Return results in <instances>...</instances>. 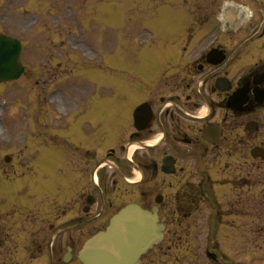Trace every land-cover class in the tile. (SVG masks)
Masks as SVG:
<instances>
[{"label":"flooded vegetation","instance_id":"obj_1","mask_svg":"<svg viewBox=\"0 0 264 264\" xmlns=\"http://www.w3.org/2000/svg\"><path fill=\"white\" fill-rule=\"evenodd\" d=\"M198 1H190V7H197V12L192 10L187 18L178 16L177 12L171 16H158V28L160 25L185 24L188 20L195 24L198 15L199 22L209 23L211 14L216 12L213 9L217 0H205L201 5ZM179 35L158 34L162 37ZM212 35L208 31L202 37L207 40ZM185 37L192 45L195 34L189 32ZM193 46L188 63L183 65L185 62L180 60V65H173V74L158 70L157 87L150 89L155 96L140 102H147L153 113L147 127L144 121L139 124L143 129L134 126L132 111L125 119L102 117L97 113L90 114L85 121L82 116L78 119L75 113L66 114L59 116L62 120L59 124L56 122L64 128H43L46 136L52 134L46 138V144L38 145L29 140L25 155L23 148L26 145L12 147L10 162L0 161V264H81L78 253L84 242L105 228L122 201L143 205L141 200L146 198L145 185L136 190L124 183V177L132 171L124 155L130 143L155 134L161 137L157 157L141 154L131 161L143 174L150 169L157 171L155 160L159 171L165 156L173 157L177 172L179 146L195 145V136L205 126L219 125L222 133L213 145L219 147L226 137L227 115L232 113L223 103L227 93L218 91L214 84L216 79L228 75L230 67L223 62L211 65V59L206 57L208 50H197ZM214 47L222 49L226 56L227 50L220 48L221 45ZM163 86L171 93L166 98L161 96ZM237 86L235 81L229 93ZM184 94L189 96L187 100L183 99ZM209 100L218 103L214 107L218 111L217 117L211 115L196 125L193 119L197 117L192 114L198 107L196 103H208ZM166 102L170 105H165ZM88 123L92 128L86 134L83 126ZM127 130L131 133L128 139L113 148L110 142L114 133ZM162 186L159 179L156 187L160 190Z\"/></svg>","mask_w":264,"mask_h":264},{"label":"rangeland","instance_id":"obj_2","mask_svg":"<svg viewBox=\"0 0 264 264\" xmlns=\"http://www.w3.org/2000/svg\"><path fill=\"white\" fill-rule=\"evenodd\" d=\"M87 1V0H86ZM85 0H66L65 2L70 7L76 9L77 12L73 11V17L77 18L78 22L80 23V26L83 25L85 27L84 31H90L93 30V24L95 20H91L92 16L90 17V14H92V8L90 6L91 2H86ZM95 1V0H93ZM121 1V0H120ZM160 0H127L123 4V14H120L122 18L128 20V23H125L122 26L121 30L124 31H118L114 29H107V32H110L111 34H114L113 38H109L108 36H99V38L102 40V38H105L104 45L108 43L109 40L112 39L113 44L108 46H102V52L105 50L103 48H108V52H112L111 49H114V52H116L121 43H123V33L127 35L128 40L132 43H135V46L137 43V40L135 39L138 34L139 30L137 28L148 25L145 22L140 21V17L144 18L146 22H149L150 24H153L155 26H158L157 22L155 21L156 13L158 11H161L162 8H158ZM203 0H200V2ZM51 2L50 6L47 4L46 7H50L48 9L49 12H51L52 15L48 14V11L46 8L41 7L45 2H39V0H17L14 4L6 6L3 10V20L0 21V32H5L11 36L17 37L22 41H25L28 48V42L30 44L29 49L27 50V56L24 58V66H25V73L22 75V77L15 83L7 84V85H0V151H4L2 154H6L7 151L11 149L12 145H26L24 149V155L26 154V151L28 149V143L29 140L38 145L46 144V138L49 136H52V134H47V136L44 133L43 128H55L58 129L64 128V126H57L60 120L59 116L65 115V112H70V115L76 114L78 116V119H80L83 112L86 111L87 107L89 105H92L93 107H96V112L99 116H106V114L101 111L99 108L102 104H106L109 102L108 96L109 93H105L102 96H106L105 99H99L97 98V102L95 101L94 95L89 94V87L90 85L83 81L82 71H80V68H77L79 64H81L78 61L77 57L69 56V55H63L59 52L53 53V48H48V43L50 40H63L60 38L59 33L62 31L63 33L66 32L67 26H63L56 34L47 32L46 29H44L45 23H42L45 19H48V17L53 15H64L65 14V2L64 0H47V3ZM110 2V1H109ZM182 0H173L171 3L175 7L177 4L182 5ZM241 4L244 5L243 8H241V11H245L247 17H249L251 14L254 13L253 19H256V24H260L262 20L264 19V14L260 10V6L255 3L253 0H239ZM1 3V0H0ZM184 4V2H183ZM104 6V5H103ZM161 6V5H160ZM102 7V6H101ZM108 7L110 9L111 15H116L118 11L116 10V5L113 4L111 7L108 4ZM264 7V6H263ZM97 9V8H96ZM24 10L28 11L29 13L24 14ZM82 10V13L80 12ZM183 10L186 12V8L184 7ZM191 10H187V12L190 14ZM79 12V13H78ZM181 12V11H180ZM81 13V14H80ZM30 14L33 18L37 20V24L32 23V18L30 16H26ZM80 14V15H79ZM38 16L40 20L38 19ZM244 16V18H245ZM246 17V18H247ZM136 18L138 20H136ZM139 21V22H137ZM131 22L132 24L130 25ZM133 22H136L133 24ZM178 24H176V27ZM183 28V26H181ZM182 33H188L190 26L184 25V28L182 29ZM197 29L196 34H198L199 30L200 33H202V29H209L208 26L206 27H194ZM87 29V30H86ZM41 32V33H40ZM75 32V30L73 31ZM105 31H102L104 33ZM245 30L240 34L241 36L244 35ZM109 33V34H110ZM48 37H51L50 40H48ZM110 42V41H109ZM180 44H185L186 47V41H178ZM100 43V42H99ZM62 47V46H61ZM259 42L258 46H253L251 54L258 55V52H256V49H259ZM122 48V47H121ZM242 48V47H241ZM245 48V46H243ZM138 49V48H135ZM176 49V44H173V42H166L164 39L158 40V52L161 53L164 50L166 51H173ZM48 50H51L53 55L47 54ZM61 51V50H60ZM62 52V51H61ZM63 53V52H62ZM131 55L134 57H139L142 61L146 59V65L147 68L151 67L155 63V51H131ZM261 54V53H260ZM264 54H261V56ZM126 53H122L119 57L120 61L125 60ZM128 58V55H127ZM248 58V57H247ZM254 57L253 59H255ZM109 62L110 59L108 58ZM169 60V58H168ZM75 62L76 68L73 72H69V74H63V66H66L68 64L71 65V62ZM58 62H60L61 67L58 70ZM133 63L138 66L132 67V60L127 61L126 65L122 68L123 71H125L124 75L127 76L129 71L133 70H140L141 67L138 59L133 60ZM68 68V67H67ZM154 68H152L153 70ZM103 71V70H102ZM82 72V73H81ZM108 75L107 73H104ZM138 74V73H137ZM117 75H121V73H118ZM121 79V78H118ZM136 79H139L136 77ZM114 79H112L113 81ZM121 82V80H120ZM145 82L136 84L137 87H135V94L129 93V90L127 86L129 83L127 81H124L123 83V91L127 94L128 101L132 103H128V106L125 110L126 113L130 112L131 108L139 101L145 98L146 92H144L141 88V84ZM77 84V85H76ZM64 85V90L61 88V91L59 92L55 88H60L58 86ZM75 85L77 87H75ZM79 86V87H78ZM67 87V91H65ZM48 89H53L54 93L56 92L55 96L52 98V101L49 102V99H46V91ZM82 90V91H80ZM59 93H58V92ZM84 91V92H83ZM124 105V103H122ZM55 108V110H50V107ZM107 108H111L110 103L108 104ZM113 108H115L113 104ZM107 112V109L106 111ZM54 116H52L51 114ZM50 115V117L48 116ZM59 118V119H58ZM83 128L86 130V134L89 133V130H91L92 126L88 123L83 126ZM129 134L127 133L120 137L121 133H118L116 137H119L117 139V144L123 143V141L127 140L129 137ZM183 151L187 150L185 147H181ZM155 152L154 150L146 151L145 154L153 155ZM234 159H231L232 167L237 170L238 164H236ZM250 163V161L248 162ZM233 173L226 171L225 174L215 176L219 177L222 181L229 180L230 177H233ZM168 179V178H167ZM253 180L254 179H249ZM252 181V182H253ZM251 182V181H250ZM250 188V187H249ZM242 189L241 192H238L241 196V199H239V212L242 213L244 216H246V219L250 221L256 220L258 218L259 214H262L264 212V201L262 202L260 200V190L264 188V184H257L254 187L251 188V190ZM263 190V189H262ZM219 196L222 197L219 198L223 203L230 201L232 196H236L237 191H229V187H221L217 189ZM227 192L226 194L223 193ZM259 194V195H258ZM232 195V196H231ZM258 195V196H257ZM226 204L225 206H227ZM206 218V217H205ZM196 229H201V227H196ZM178 235L173 238L176 239L178 236H180V233H177ZM198 239L201 237V233L198 234ZM260 240V246L259 249L255 248H239L234 247L235 244L239 242V237L235 239L237 243L235 242H223V246L221 243L220 248L218 249L219 256L222 257L223 254H228L229 259L228 260H219L217 264H264V246L262 247V244H264V225L259 228V234L254 235ZM181 237V236H180ZM179 245V244H178ZM229 246V247H227ZM185 248L180 247H174L171 248L169 251L166 249V246L162 248H158V250H154L152 254H157L158 256L162 258L161 260L165 264H178V260L181 258V250ZM200 250H203V247H201ZM205 250V248H204ZM162 252V253H161ZM199 256H202L201 264H207L205 260L203 259V255L201 252H199ZM151 255L148 257V261H153V259L150 258ZM257 260V261H254ZM180 264V261H179ZM188 264H191L188 263ZM195 264V263H193Z\"/></svg>","mask_w":264,"mask_h":264},{"label":"water","instance_id":"obj_3","mask_svg":"<svg viewBox=\"0 0 264 264\" xmlns=\"http://www.w3.org/2000/svg\"><path fill=\"white\" fill-rule=\"evenodd\" d=\"M19 53L18 43L0 37V82L20 75ZM161 229L154 216L129 206L112 219L106 232L87 242L81 260L83 264H133L157 236L158 241L161 239Z\"/></svg>","mask_w":264,"mask_h":264},{"label":"bare ground","instance_id":"obj_4","mask_svg":"<svg viewBox=\"0 0 264 264\" xmlns=\"http://www.w3.org/2000/svg\"><path fill=\"white\" fill-rule=\"evenodd\" d=\"M158 142V138H156L154 141H152V142H150V143H148V144H152V145H154V144H156ZM137 144H135V145H132L131 147H134V146H136Z\"/></svg>","mask_w":264,"mask_h":264}]
</instances>
